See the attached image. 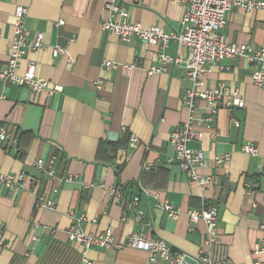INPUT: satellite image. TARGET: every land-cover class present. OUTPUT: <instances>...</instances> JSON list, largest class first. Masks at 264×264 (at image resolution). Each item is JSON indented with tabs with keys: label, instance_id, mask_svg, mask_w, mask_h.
Returning a JSON list of instances; mask_svg holds the SVG:
<instances>
[{
	"label": "crops",
	"instance_id": "1",
	"mask_svg": "<svg viewBox=\"0 0 264 264\" xmlns=\"http://www.w3.org/2000/svg\"><path fill=\"white\" fill-rule=\"evenodd\" d=\"M119 2L132 23L183 32V3ZM104 4V0H0V72L8 63L15 9L22 7L27 11V30L31 36L43 33L45 48L28 52L17 72L22 75L34 63L37 75L57 90L50 97L46 91L0 83V123L18 141V150L11 143H0L2 172L40 179L36 191L0 188V264H82L84 247L69 240L74 225L70 213L86 217L81 225L85 234L112 229L117 241H123L139 232L134 211L110 196L115 188L139 198V208L147 214L144 233L166 240L179 253L199 256L205 225L187 214L214 203L221 241L214 264L264 259L256 253V245L264 239V87L252 81L254 65L239 56L226 58L200 80L199 93L222 83L245 98L243 109L221 108L208 121L205 101L192 113L183 103L193 87L183 68L147 74L151 66H160V47L136 38L125 43L102 28L108 18ZM220 34L228 44L263 48L264 11L232 10ZM53 47L64 48L67 55L54 58ZM165 52L188 54L176 43ZM106 61L116 63V68L106 67ZM124 65L134 68L128 71ZM99 81L101 90L95 87ZM189 120L203 134L191 144L206 159L199 173L217 181L216 187L204 191L168 162L170 134ZM108 133H117L118 140H109ZM245 145L256 147L258 154L245 153ZM224 154L231 156L230 162L215 164L214 158ZM37 160L44 162L43 173L35 166ZM145 165L150 169L145 171ZM51 169L75 180L51 179L46 174ZM139 185L181 209L180 218L173 221L156 209L154 199ZM44 190H57L55 210L37 207L36 199ZM86 253L91 264H150L146 251L129 247H96Z\"/></svg>",
	"mask_w": 264,
	"mask_h": 264
},
{
	"label": "built area",
	"instance_id": "2",
	"mask_svg": "<svg viewBox=\"0 0 264 264\" xmlns=\"http://www.w3.org/2000/svg\"><path fill=\"white\" fill-rule=\"evenodd\" d=\"M104 12L108 18L104 20L102 28L114 32L122 42L129 43L132 39H139L142 42L160 47L161 52L157 54L159 67L151 66L147 70L148 75L166 72L175 67L183 68L193 87L183 96L184 105L192 113L200 101L207 104L208 117L212 121L221 108L233 110L245 107V98L237 90H233L220 83L213 90L199 93L197 88L200 80L210 74L226 58L242 57L254 65L252 81L259 87H264V47L256 49L246 44H228L220 31L228 23L229 13L234 9H243L246 12L264 11V0H171L174 3L186 5L182 19L183 32L167 33L159 26H152L148 29L140 24L132 23L127 8L120 4L119 0H104ZM27 11L22 7L15 9V22L13 38L10 44L7 66L0 72V83H11L21 87H28L35 93L46 91L50 97L57 94V90L50 87V83L37 75V67L29 63L22 75L18 69L22 60L28 52H37L45 48L43 33L31 36L26 27ZM63 22L59 21V25ZM1 35V29H0ZM171 43H176L184 48L188 54L183 56H170L165 50ZM52 56L57 58L66 56L67 51L61 47L51 48ZM71 61V59H69ZM104 65L108 68H116V63L106 61ZM128 71H132L134 65H124ZM229 71V68H224ZM97 90H101L102 82L95 84ZM3 98V97H2ZM203 134L195 130L191 120L178 126L169 137V144L172 155L169 164H176L180 171L189 180L195 183L202 191L217 186L214 177L203 175L199 170L205 166L206 159L203 153L191 147V144L201 140ZM0 143H11L18 150L17 138L9 132L7 127L0 123ZM245 153L256 156L258 149L252 145L243 147ZM231 160L229 154L217 155L214 162L217 165L227 164ZM40 173L44 171L43 160L35 163ZM145 165L144 170H149ZM46 174L59 182H73L74 176H58L56 171L51 169ZM40 185V179L25 173H3L0 165V188L6 190L31 189L36 191ZM141 192L151 196L155 201L156 209L161 210L173 221H177L182 215L181 209L174 204L162 199L161 194L151 193L141 187ZM57 190H44L37 197L36 204L39 209L55 210L56 202L54 195ZM110 196L120 203L125 209L134 211V220L139 225L140 231L129 235L123 241H117L112 229H107L101 234H85L81 225L86 221L83 215L76 216L70 213L74 225L69 231V240L80 244L84 251L80 254L79 260L82 264H91L87 258L86 251L91 248L122 249L129 247L146 251L149 255L150 264H188L185 261L187 254L179 253L164 239L150 237L144 233L147 226V214L139 208V198H129L122 189L115 188L110 191ZM188 217L194 222L202 221L205 225V237L203 248L199 256L195 258L198 264H214L216 249L221 244L219 236V210L216 204L205 205L198 211L188 212ZM264 230V225L262 226ZM256 253L264 255V239L256 245ZM251 264H264V259H257Z\"/></svg>",
	"mask_w": 264,
	"mask_h": 264
},
{
	"label": "water",
	"instance_id": "3",
	"mask_svg": "<svg viewBox=\"0 0 264 264\" xmlns=\"http://www.w3.org/2000/svg\"><path fill=\"white\" fill-rule=\"evenodd\" d=\"M108 137H109V140H111V141H117L119 135L117 133H108ZM185 261L188 264H198V262L195 260V258L191 255H187L185 257Z\"/></svg>",
	"mask_w": 264,
	"mask_h": 264
}]
</instances>
